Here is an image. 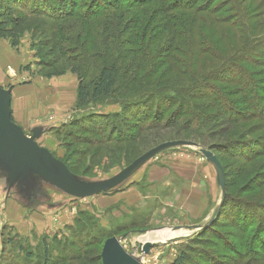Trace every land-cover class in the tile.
I'll return each mask as SVG.
<instances>
[{"label": "rangeland", "instance_id": "374dc122", "mask_svg": "<svg viewBox=\"0 0 264 264\" xmlns=\"http://www.w3.org/2000/svg\"><path fill=\"white\" fill-rule=\"evenodd\" d=\"M93 1L95 0H59V3L51 5L53 10L48 12L63 16L95 12L97 8H86ZM220 2L223 1L218 0L215 4ZM239 2L240 14L230 12L229 15L243 27V34L248 39L249 46L255 51L249 58L253 64L249 59L243 62L251 65L250 68L248 66V75L243 77L233 73L236 84L228 85V75L223 77L226 81H223L222 85L213 75L211 78L214 81L206 82L209 85L198 89L200 92H196V95H209V89L215 86L219 90L220 87L226 88V93L232 94L230 99H239V92L242 90L240 83L246 84L248 81L256 88L257 93H264V0ZM97 3L105 14L89 23L90 29L83 32V35H80L81 29L75 18L64 23H53L50 20L29 17L28 12L19 9H15L14 14L19 18L27 17L28 23L22 28L18 48L25 35H29L28 43L32 48L34 45L33 50L37 53L34 63L36 74L46 76L48 73L67 71L70 66H76L84 76L85 82L89 83L103 66L115 63L118 67L116 92L84 109L74 108L67 122L59 129L62 133L56 131L57 135L51 134L60 144H73L74 152H90L88 156L82 154L73 157V160H83L80 167L74 168L72 172L76 187L103 183H111L112 187L98 195L82 196L73 195V191L68 192L56 186L57 193L68 195L74 200L70 204L74 202L78 205L74 219L57 234L42 236L32 242L26 238L18 239L14 233H9L0 249V264H47V260L50 261L49 264H63L60 260L72 255H80L82 258L74 264H86V257L91 261L88 264H102L100 256L105 241L101 240V247H87L93 238H99L102 234L105 237L123 239L122 244L126 252L140 260L143 258L145 264H174L184 254L191 258L186 264H264V186L257 189L258 184L264 182V157H259L250 164L255 166L252 175L243 173L247 163L242 157L244 154L253 155L255 151L264 153V123L259 119L246 122L238 130L242 137L238 141L243 145L235 146V155L219 154L227 175L228 204L215 226L194 235V232L210 219L221 200L216 172L199 150L208 149L211 144H228L230 133L235 128L222 119L203 124L204 127L200 131L183 130L180 124L170 129L148 127L157 123L168 103L169 111L164 120L178 109V105L174 104L180 97L184 99L185 94L179 93V97L173 90L188 91L190 88L191 78L183 73L185 68L190 67L187 63L189 55L185 45H179L180 42H187L186 34L183 33L181 39L176 41L166 30L157 29L160 21L157 20L156 14L153 16L157 21H152L150 14L154 6L150 7L152 9L148 16L139 18V10H134V0H99ZM225 5L230 8L231 2L225 0ZM242 11H248L250 19L248 16L245 18V14L242 18ZM4 15L0 22L9 18L6 12ZM5 26L10 28L12 24L6 23ZM253 26L258 28L255 34H252L254 38L249 40ZM79 30L80 38L77 35ZM54 31L55 34L67 32L69 36L66 38L69 41L63 42L62 37H52ZM257 36L260 37L256 39ZM4 40L11 45L9 39ZM243 43L244 41L238 42L236 46ZM226 48L222 45L223 50L231 52ZM172 56L178 61L174 66L179 69V76L176 69H169L170 63L173 64L169 60ZM233 61L236 62L234 66L245 70V65L235 59ZM233 61L229 63L230 67L233 66ZM216 65L220 66V63ZM166 71L168 74L161 81ZM210 71L208 69L206 74ZM245 87L249 90L247 85ZM4 99L2 107L8 110V97ZM125 105L128 106L127 109L124 108ZM94 120L96 123L91 124ZM194 123L197 125L200 122L195 120ZM142 131L144 132L141 134ZM9 136L15 138L10 131L5 130L4 125H0V139L10 143ZM100 142L105 143V147L91 158L90 155L98 150L96 145ZM170 143L181 144L155 153L128 178L120 181L124 171L136 160L157 147ZM106 148L110 149L109 153ZM68 151L67 147L63 146L64 155H68ZM190 156L194 158V162L197 160L199 165L204 166L207 172L203 174V180L208 183L209 202L207 214L200 219L194 215L195 208L190 206L191 201L187 199L188 195L191 197L193 193L200 192L198 187L183 182L179 189V179L167 187L169 190H164L163 186L156 187L155 183L145 185L146 188L143 189L142 183L145 182L143 174L149 167L163 166L162 163L171 157ZM72 164L74 163H71L70 159L68 165ZM66 168L69 169L67 166ZM258 173L263 176L250 185L249 180ZM61 181L66 188L73 187L70 180L65 178ZM131 183L133 184L130 185ZM136 185H140L150 199L148 205L130 207L123 201L116 208L105 209L104 196ZM93 196L98 197L94 200ZM246 221H252V229L246 228ZM147 241L153 243L154 247L144 256L143 245ZM20 247L23 249L20 250ZM252 259L259 261L248 263Z\"/></svg>", "mask_w": 264, "mask_h": 264}, {"label": "trees", "instance_id": "16d2710c", "mask_svg": "<svg viewBox=\"0 0 264 264\" xmlns=\"http://www.w3.org/2000/svg\"><path fill=\"white\" fill-rule=\"evenodd\" d=\"M98 1L99 0H95L88 4V6H86L87 9L97 8L95 12H82L77 15L63 16L48 12V10H53V7L51 5H54V3H59V0H0V18L5 16V12L7 13V15H9V18H7L5 22H0V39H9L11 45L16 49L18 48L22 35V28L27 25L28 20L26 19L27 17H17L14 14L15 9L28 12L29 17L41 20H50L53 23H64L75 18L78 20L77 24L79 25V29H81V32L79 30L77 35H79V32L80 35H83V32H88V30L90 29L89 23L91 24L93 21L101 18V16L105 14L104 11H102L100 7H98ZM216 1L218 0H134V10H139L138 13L140 15L138 16L140 18V16H148L150 10L152 9L150 7L154 6L153 11L150 12V14L152 21H160L158 24L159 28L157 29L166 30L172 37V39H175L176 41L181 39L183 33L186 34L185 37L187 38V42L185 44L180 42L179 45H185L187 49L186 53L187 55H189V57H187V63L190 67H187V65H185L187 68H185L183 73L188 74L191 78L189 82L190 88L188 89V91L178 89H175V91L173 90V92H176L175 94H178L179 97V93H184V99L186 100L181 99L180 97V99H178L174 104L178 105V109L171 113V115L167 117L166 120H164V117H166V114L169 111L168 103L166 108L162 111L161 116L159 115L160 117L157 123L151 124L148 127L155 129L159 127L170 129L180 124L183 130L191 131L193 129L200 131L203 129V124L205 123H210V121H215L217 119L225 120L228 124L235 128L230 133V142L227 141L228 144H211L207 149L213 151V153L218 157L221 164L223 165L219 154H227L233 156L235 155V151L237 150L235 146L243 145L240 141H238L242 138L241 135H239L240 132H238L239 128L241 129L246 122H249L252 119H259L264 123V116H262L264 115V97L262 98L261 96L264 95V93H257L256 88L251 86V82L248 81L246 82V84L239 82L240 89H242L240 90L241 92H239V99H230L232 94H227L226 88L224 87H220L219 90L214 86V88L209 89V95L195 94L196 92H200V90L198 89H201V87L204 88L206 85H209L206 84V82H211L210 80L214 81L211 78L213 75L221 85L224 83L223 81H226L223 78L225 75H228L226 85H228L229 83L236 84L233 78V73H238L243 77H246L248 75V66L250 68L251 65L244 64L243 62L246 61L245 59H249L252 55L255 54L254 49L249 46L248 39L243 34V27L240 26L235 18L229 15L230 12L240 14L241 4L239 0H226L231 2L230 8H228V5H225V0H221L223 2H220V4L218 5L215 4ZM153 14H156L155 16L158 18L157 20L154 19L155 16H153ZM243 16L245 18L248 16V18L250 19L251 15L248 14V11H242L241 17L243 18ZM6 23L12 24V26L10 28H6ZM257 28L258 26H253V29H251V35L255 34ZM52 33V37H62L61 41L63 42L69 41V39L66 38V36H69L67 32H65V34H55V31ZM80 35L78 38H80ZM251 37L254 38V35L250 36L249 40ZM259 37L260 36H257L256 39H258ZM243 41L245 44H241V46H238L240 48H238L236 46L237 43H241ZM252 41H254V39ZM222 45L227 47L228 50H231V52L227 53V50H223ZM221 49L222 51H220ZM233 59L245 65L243 66L245 70L240 67L238 68L234 66V63L236 62L233 61ZM169 60H171V62L173 63H170L169 69H176V73L179 76V69L177 68V66H174L175 62L178 61L173 56L169 58ZM231 61H233V66L230 67L229 63ZM249 62L253 64V61L250 59ZM217 63H220V66H217ZM23 69L29 70L31 69V65H28ZM208 69L213 72L210 74V71L208 74H206V71ZM67 72H71L72 74L76 75L79 80L77 104L75 106V110L84 109L91 104L98 103L100 100L108 98L116 92L119 69L115 63L103 66L99 74L89 83L85 82L84 76L76 66H70L67 71L63 70L60 72L48 73L46 74V77L52 78L55 76H62ZM166 74H168L167 71L162 75L161 81L166 78ZM245 85H247V88H249V90L246 89ZM127 107L126 105L124 106L125 109H127ZM241 108H243L244 111H242ZM10 119L14 123L12 114H10ZM195 120H198L200 123L196 125L194 123ZM94 122L95 120L90 123L94 124ZM143 132L144 131H142L141 134ZM63 146H66L67 150H69V156L64 155L61 161L66 164L71 172H73L74 168L80 167V162L83 161L82 159L78 158L76 160H73L74 156L78 155L79 157L82 156V154L88 156L90 154V152H74L72 150L73 144H63ZM96 146L99 148L96 152L90 155L91 158L95 157L101 150H103V148L105 147V143L100 142ZM107 149L108 148H106V151ZM109 150L110 149H108V153ZM262 156L264 157V153L256 151L253 155L250 156L244 154L242 157L243 160H245V162L247 163V167L243 173L252 175L253 171H255V166H250V164ZM70 159L71 163H74L71 166L68 165V161ZM75 162L77 163L75 164ZM236 171L237 177H239V168H237ZM261 176H263L262 173H258L256 176H253L249 180L250 185L255 184ZM263 186L264 182L258 184L257 189H260ZM227 204L228 193L227 199L221 211L220 218L223 216ZM248 210L249 209H247V211ZM258 227L260 228L261 226L259 225ZM246 228H248V230L253 228L252 221H246ZM257 230L259 231V229ZM109 238L110 237H105V235L102 234L99 238H93V240L89 242V244H87V247H101L103 243L101 240L106 242V240H108ZM4 244L6 243L4 242ZM19 249L22 250L23 248L20 247ZM26 259L27 258H25V260ZM80 259H82L80 255H72L62 258L60 260V263L74 264ZM189 260H191V258L184 254L180 256L174 262V264H186V262ZM26 261H28V259ZM255 261L259 260L252 259L249 260L248 263H253ZM49 262L50 261L47 260V264H49ZM85 263H91L88 257H86Z\"/></svg>", "mask_w": 264, "mask_h": 264}, {"label": "crops", "instance_id": "0c3cea01", "mask_svg": "<svg viewBox=\"0 0 264 264\" xmlns=\"http://www.w3.org/2000/svg\"><path fill=\"white\" fill-rule=\"evenodd\" d=\"M28 37L25 35L17 49L8 41L0 40V103L9 96L8 111L13 116L16 128L40 151L55 160L44 161L36 154L40 163L60 179L63 177V144L51 134L56 131L62 133L59 130L61 125L73 113L77 104L79 80L71 72L52 78L36 74V52L28 43ZM28 65H31V69H23ZM22 145L0 139V249L9 233H14L18 239H30L31 242L42 236L55 235L69 225L78 211L76 203L70 204L74 200L68 195L57 193L52 181L41 174L30 160V151L27 150L29 145ZM162 164L145 170L143 189L145 185L155 183L156 187L163 186L164 190H169L167 187L175 184L177 179L180 189L183 182H189L191 186L198 187L200 192L193 193L191 197L188 195L191 205L189 201L187 203L195 208L194 215L198 219L205 216L209 202L208 183L203 180L207 173L205 167L199 165L197 160L194 162L191 156L171 157ZM68 172L73 176L69 169ZM59 182L62 183L61 180ZM143 189L140 185L128 186L120 192L104 196V207L113 209L123 201L130 207L146 206L150 199ZM93 197L96 200L98 196Z\"/></svg>", "mask_w": 264, "mask_h": 264}, {"label": "water", "instance_id": "95a60500", "mask_svg": "<svg viewBox=\"0 0 264 264\" xmlns=\"http://www.w3.org/2000/svg\"><path fill=\"white\" fill-rule=\"evenodd\" d=\"M9 97V96H6ZM5 101V99H4ZM8 107H9V98H8ZM4 103V102H3ZM3 103H0V125H4V128L6 131H10L11 134L15 136V138H12V136H9V141L12 142V144H17L19 146H23L22 144L29 145L30 151V160L35 164L36 168L43 174L46 178L52 181V183L60 188L66 189V191H73V195H98L103 192H107L111 187V183H103L95 186H89V187H76L75 186V180L74 177L70 175L68 172V169L61 165L63 177L57 178L51 172H49L46 167H44L37 157L43 158L44 161H55L53 158H51L48 154L40 151L36 146L33 145L31 140H28L15 126V124L10 119V113L8 110L3 109ZM8 111V113H6ZM181 143H170L166 145H162L157 147L156 149L152 150L151 152L147 153L146 155L140 157L138 160H136L132 165H130L122 175L120 181L125 180L128 178L132 172H134L142 163H144L148 158H150L155 153L171 147L175 146ZM20 148V147H19ZM21 149V148H20ZM21 152L24 153V151L21 149ZM35 154H34V153ZM39 153H41L43 156H41ZM199 153L203 156L204 159L207 160V162L213 166L215 172H216V182L217 186L221 190V200L218 204V206L215 208L212 216L210 219L201 227H199L196 232H194V235L198 234L201 231L207 230L211 226L214 225V223L220 218L222 208L225 204V201L227 199V189H226V175L223 165L221 164L218 157L213 153L211 150L207 149H201L199 150ZM25 154V153H24ZM37 154V157H36ZM68 178L70 182L73 184V187L71 189H68L66 187H63L60 185L57 181ZM121 181V182H122ZM179 229V228H177ZM175 241V240H173ZM123 239L117 238V237H111L104 243L102 253H101V260L102 264H143L139 258H136L129 253L126 252L125 248L123 247ZM154 247V244L147 241L143 245V255H148L151 252V249Z\"/></svg>", "mask_w": 264, "mask_h": 264}, {"label": "bare ground", "instance_id": "6f19581e", "mask_svg": "<svg viewBox=\"0 0 264 264\" xmlns=\"http://www.w3.org/2000/svg\"><path fill=\"white\" fill-rule=\"evenodd\" d=\"M67 179V178H66ZM60 185H62V183H60L59 181H57ZM63 186V185H62ZM172 235V234H171Z\"/></svg>", "mask_w": 264, "mask_h": 264}, {"label": "built area", "instance_id": "2783aa9c", "mask_svg": "<svg viewBox=\"0 0 264 264\" xmlns=\"http://www.w3.org/2000/svg\"><path fill=\"white\" fill-rule=\"evenodd\" d=\"M142 259H143V258H142ZM142 259H141V262H142L143 264H145V262H144Z\"/></svg>", "mask_w": 264, "mask_h": 264}]
</instances>
